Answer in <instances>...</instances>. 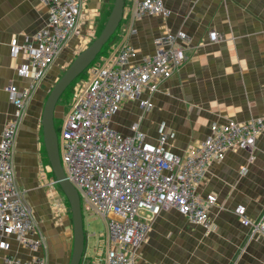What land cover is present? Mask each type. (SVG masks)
<instances>
[{"label": "crops", "instance_id": "obj_1", "mask_svg": "<svg viewBox=\"0 0 264 264\" xmlns=\"http://www.w3.org/2000/svg\"><path fill=\"white\" fill-rule=\"evenodd\" d=\"M78 1L82 12L76 35L85 42L97 35L115 0ZM139 1L125 0L114 51L126 43L136 51L133 62H140L155 55L157 38L183 33L185 40L178 44L186 61L170 78L160 79L155 92L144 88L139 99L126 101L112 118L116 131L131 135L138 125L148 142L158 144L165 136L166 151L184 156L199 148L214 124L264 116V0H162L167 16L138 17ZM47 21L42 0H0V140L14 112L6 88L29 84L17 73L25 59L12 57L11 44L25 43ZM212 31L218 33L217 41L210 39ZM80 40L69 41L35 91L15 143L16 183L46 244L34 253L12 237L9 253L27 261L46 255L48 264H69L72 255L73 233L62 230L55 219V177L42 119L49 92ZM144 100L152 106L140 107ZM197 192L201 198H217L208 211L209 228L191 223L174 208L162 211L137 252V264H264V236L252 235L235 213L242 205L249 219L258 220L264 211V132L252 151L231 150L224 160L214 162ZM101 220L103 231H85L82 264H105L109 244Z\"/></svg>", "mask_w": 264, "mask_h": 264}, {"label": "built area", "instance_id": "obj_2", "mask_svg": "<svg viewBox=\"0 0 264 264\" xmlns=\"http://www.w3.org/2000/svg\"><path fill=\"white\" fill-rule=\"evenodd\" d=\"M42 1L48 8L46 26L25 43L14 40L11 44L12 57L25 59L17 73L29 79V84L23 89L14 84L6 88L14 112L0 140V253H5L4 264H48L46 255L27 261L9 253L12 237L34 253L46 246L16 183L15 143L27 104L78 31L82 5L78 0ZM136 15L167 16L168 11L162 0H141ZM209 36L212 41L219 39L215 31ZM180 40H185L183 33L157 38L155 55L140 62H133L136 51L126 43L110 56H101L91 66L63 122L64 171L80 194L83 214L106 222L109 248L105 264H137V252L162 211L174 208L191 223L209 228L208 211L217 198H201L197 192L208 169L231 150L252 151L264 132V116L245 123L214 124L199 148L180 156L166 151L165 136L152 144L138 125L132 127L131 135L111 126L126 101L139 99L144 88L155 92L160 79L180 70L186 61ZM151 106L149 100L140 103L142 108ZM56 185V180L51 182ZM235 213L252 235L264 236V211L258 220L249 219L242 205Z\"/></svg>", "mask_w": 264, "mask_h": 264}, {"label": "water", "instance_id": "obj_3", "mask_svg": "<svg viewBox=\"0 0 264 264\" xmlns=\"http://www.w3.org/2000/svg\"><path fill=\"white\" fill-rule=\"evenodd\" d=\"M124 6L125 0L114 1L113 8L101 33L75 56L63 75L53 85L44 106L42 125L47 157L58 187L69 203L72 217L73 250L69 264H81L85 254L87 236L80 194L67 179L62 164L59 137L55 126L57 105L70 85L95 62L104 46L115 34L123 19Z\"/></svg>", "mask_w": 264, "mask_h": 264}, {"label": "rangeland", "instance_id": "obj_4", "mask_svg": "<svg viewBox=\"0 0 264 264\" xmlns=\"http://www.w3.org/2000/svg\"><path fill=\"white\" fill-rule=\"evenodd\" d=\"M97 36V35H96ZM73 38L79 39V34L74 35ZM93 39L91 38L90 40L87 41H81V46L78 47L71 56V58L67 59L68 61L65 63L62 71L60 72V77L63 75L69 64L72 62V60L75 58L77 54H79L82 50H84L91 42ZM93 66V65H91ZM91 66L88 68L86 75L78 79L74 85L73 89L71 92L68 90L63 97L60 99L58 105H57V110H56V117H55V123L57 126V132H58V137H59V144H60V153L62 155V124L68 115V113L71 110V107L73 105L74 98L76 97L77 94L83 89L87 79H88V74ZM59 77V78H60ZM55 197H54V206H55V219L58 220L57 223L60 225V228L62 230H67L69 233H73V225H72V217H71V211H70V206L69 203L60 190V188L56 185L55 187ZM58 188V189H57ZM84 227L85 231H96L100 232L104 230V223L100 218H96L91 215H84ZM82 264V262H81Z\"/></svg>", "mask_w": 264, "mask_h": 264}, {"label": "trees", "instance_id": "obj_5", "mask_svg": "<svg viewBox=\"0 0 264 264\" xmlns=\"http://www.w3.org/2000/svg\"><path fill=\"white\" fill-rule=\"evenodd\" d=\"M109 15H110V13H109ZM109 15H107V17H106V19H105V22L101 25V27L99 28V30H98V32H97V36L101 33V31H102V29H103V27H104V25H105V23H106V21H107V19H108V17H109ZM119 29V28H118ZM118 29H117V31L115 32V34L111 37V39L109 40V42L104 46V48H103V50L101 51V53H100V55L98 56V58L95 60V62L93 63V64H95L97 61H98V59L101 57V56H109V53L110 52H113L114 51V43H115V39H116V35H117V32H118ZM92 64V65H93ZM88 70V69H87ZM87 70L83 73V74H81L71 85H70V87L66 90V92L69 90L70 92H71V90L73 89V85H74V83L78 80V79H80L81 77H83L84 75H86V72H87ZM65 92V93H66ZM64 93V94H65ZM63 94V95H64ZM63 95H62V97H63ZM61 97V98H62ZM55 126H56V123H55ZM62 127H63V124H62ZM56 130H57V126H56ZM58 131V130H57ZM58 133V132H57Z\"/></svg>", "mask_w": 264, "mask_h": 264}]
</instances>
